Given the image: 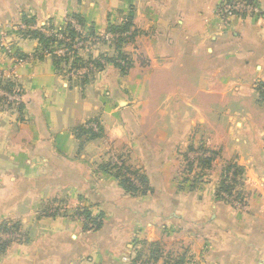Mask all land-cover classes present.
I'll return each instance as SVG.
<instances>
[{"label":"crops","instance_id":"crops-1","mask_svg":"<svg viewBox=\"0 0 264 264\" xmlns=\"http://www.w3.org/2000/svg\"><path fill=\"white\" fill-rule=\"evenodd\" d=\"M225 1L0 0V33L33 57L17 69L21 109L0 113V224L24 234L0 264H264V0L224 24ZM67 17L97 34L130 21L124 70L71 84L9 26ZM90 122L97 137H79ZM114 155L142 192L109 170ZM222 178L241 201L217 197ZM62 207L97 210L100 228Z\"/></svg>","mask_w":264,"mask_h":264},{"label":"rangeland","instance_id":"rangeland-1","mask_svg":"<svg viewBox=\"0 0 264 264\" xmlns=\"http://www.w3.org/2000/svg\"><path fill=\"white\" fill-rule=\"evenodd\" d=\"M73 20L79 22L78 19L75 17L66 18L67 22H71ZM9 26L12 31L14 30L16 32H13V34L17 37L19 35L25 36L27 31H30V34L26 35L25 38H31L34 32H38L42 34L44 38H50L51 40L54 39L55 42L48 43L47 45L54 49L53 53L57 55V61L53 59L52 54H49L51 53L49 48L41 46L42 44L40 45V41L38 38H33L37 39V41L39 42L40 52L38 53V56L42 57L43 55H47L51 57L55 63L57 72L60 73V75L63 76L65 80L71 84H73L78 75L83 77L85 73H87L89 70H94L95 73L103 71L104 67L108 64L107 60L113 57L116 58L119 53L116 43H104L100 40V38L105 39V37L102 35H104L109 30L97 34L93 30H90L91 28L82 26V28L79 29L80 31H82L81 34H83V40L79 41L75 39V42L77 43L74 44L75 46H73L72 50H69V48L64 44L70 42V40L72 41V38L69 36H65V34L61 32L62 30H67L68 25L63 27L60 32L56 35H54L52 31H50L51 28L49 26L43 28V26H38L36 25V23H33L32 21L26 19L25 22L23 20L22 22L17 24H9ZM100 35L101 37L98 38ZM11 37L12 36L7 32L0 33V82H2L0 83V113L12 111L18 112L21 109L20 104H22L23 102V89L19 82L20 76L17 69L27 63L31 58H33L22 56L17 46H15L14 43H12V41L10 40ZM62 40H64V44L61 43L63 42ZM126 47L127 43L123 44L122 51L127 54V52L125 51ZM84 54L87 55L86 60L83 58ZM16 59H20V61L16 62ZM77 59H80V61H77ZM100 65L104 67H101ZM7 83H13L14 92L17 93V97L13 96L14 94L8 92L6 89L3 88ZM91 123L92 122L88 123L87 125ZM96 133H99V130ZM110 157L112 159L110 161L114 165L115 169H121L122 166L124 167V165L122 164V160L117 158V156L114 155ZM122 172H124V170ZM131 180L134 181L135 184H137L135 179L132 178ZM223 198H225V195L223 196ZM86 210L93 213L94 217L100 215L97 210L89 207H62L60 209L52 208L51 212H60L61 214H57L63 218L75 219V221L85 222L89 228L94 227L95 224L93 222H89L86 218ZM2 237L3 238L1 239L3 241H7L10 240L9 238H12L14 242L17 243L18 241L23 240L24 234H22L18 229V231L14 234L3 233Z\"/></svg>","mask_w":264,"mask_h":264},{"label":"trees","instance_id":"trees-1","mask_svg":"<svg viewBox=\"0 0 264 264\" xmlns=\"http://www.w3.org/2000/svg\"><path fill=\"white\" fill-rule=\"evenodd\" d=\"M78 19V21L84 25V22L83 20L80 18V17H75ZM132 23L130 21H126L125 23L123 24H120V25H115V26H110L109 27V31H113V32H118V33H124V32H127L131 29V25ZM30 31H27V33L25 35H28L30 34L29 33ZM61 32H63L65 34V36H69L72 38V40L74 39H77L79 38V34L75 32V30L72 28L71 25H68L67 26V30H62ZM62 33V34H63ZM132 36L134 35L133 33L131 34ZM128 36V37H125V38H120L119 40L115 41L114 44L116 43V46L118 47V55L113 58H109L107 60V62H111L113 63L115 66H117L118 68H121L122 70H124V67L121 65V63H119L118 61H116L117 59H129V55L124 53L122 51V45L127 43L128 42V38H132V36ZM32 37H36L39 39L40 41V45L41 46H44L45 48H49L50 49V52L51 54L53 53L54 49H52V47H49L47 44L48 43H52V42H55V40H51L50 38H44V36L38 32H34L32 34ZM63 42H61L62 44H64V40H62ZM65 45V44H64ZM67 46V45H66ZM117 51V50H116ZM52 57L53 59H55L56 61L58 59L57 58V55L55 54H52ZM77 61H80V59H77ZM101 67H104L102 65H100ZM2 83V82H0ZM1 85V84H0ZM4 89H6L8 92L10 93H13L14 92V85L13 83H7L5 84V86L3 87ZM264 95V94H263ZM23 105V102L22 104H20V106ZM77 134L80 136L81 135H85V136H89L90 139H93V138H96L98 133L94 132L92 129L90 128H86V127H80L79 129H77ZM211 160L212 159H207V160H197L196 163H198V166H200V168H202V170H206L208 166L211 165ZM191 165V164H190ZM109 166V170H115L114 174L115 176L121 180V183L129 190L131 191V193H140L142 192V188L140 186H138L137 184L134 183V181L131 180V178H129L126 173L122 172L123 169H115L114 165L113 164H110L108 165ZM193 166V164L191 165ZM234 166L233 165H230L227 167L228 170H231ZM237 168V170H240L241 169L237 166H235ZM134 177L135 178H138L139 179V182H143L140 178V176L137 174V173H133ZM239 175V172L237 171V173L235 174V176L238 177ZM203 179V175L201 174H197L196 177L194 178L193 181H195L194 183L197 184L199 182H201ZM236 180V179H235ZM228 196V197H231V196H235L236 199H239L241 201V196L242 194L240 192H236L234 191V185H227L225 183V180L222 178V182L221 184L219 185V188L217 190V197L218 198H223V196ZM225 199V198H224ZM227 199V198H226ZM85 215H86V218L89 222H93L95 224L94 227H91L89 228L87 225L86 227L88 228L87 230H92V231H96L100 228L101 226V222H102V219H101V215L97 216V217H94L93 216V213L89 212L86 210L85 212ZM19 229L18 225L16 224H10V223H3V224H0V232H5V233H15L17 232ZM13 243V241H3V240H0V256L3 255V253H5L6 249L8 248L9 245H11ZM158 249H156L155 247L153 248V251H152V256L151 258H159V256L156 254ZM137 261L140 260V257H137L136 258ZM185 262V259L184 258H181L180 260L174 262V261H169L168 263L166 264H184Z\"/></svg>","mask_w":264,"mask_h":264},{"label":"built area","instance_id":"built-area-1","mask_svg":"<svg viewBox=\"0 0 264 264\" xmlns=\"http://www.w3.org/2000/svg\"><path fill=\"white\" fill-rule=\"evenodd\" d=\"M257 12H258L257 6L250 0H228V1H225L223 4H221L220 7H218V9H217V14L222 18V21L224 24L227 23L233 17H236L240 14H243V13H249L250 14V13H257ZM73 21L68 22L67 25H71L72 28L75 30V32L80 35L79 38H77L76 40H79V41L83 40L84 37H83V34H81L82 31H80L83 24H81L80 22H77V21H74V22ZM60 30L61 29L51 28L50 31H52V33H54V35H56L60 32ZM102 36H104L105 39L100 38L101 35L98 37V38H100V40L102 42L112 43V42L119 40L121 37L122 38L128 37L129 33L128 32L118 33V32H113V31H107ZM76 43L77 42H75V39H74L72 41L70 40V42H67L65 45H67L69 50L70 49L72 50L73 46H75L74 44H76ZM49 54H51V53H49ZM52 54H55V53H52ZM21 60H23V59H21ZM15 61L18 62V61H20V59H16ZM12 94H14L13 96L17 97L16 92H13ZM86 128H90L94 132L98 131V126L96 124L91 123V124L87 125ZM3 233H5V232H3V231L0 232V240H2L1 238H3L2 237ZM12 234H14V233H12ZM9 239H10V241H14L12 238H9ZM138 264H140V263H138Z\"/></svg>","mask_w":264,"mask_h":264}]
</instances>
